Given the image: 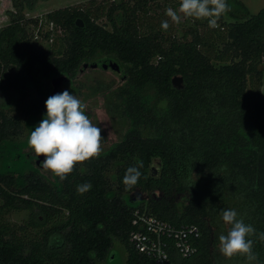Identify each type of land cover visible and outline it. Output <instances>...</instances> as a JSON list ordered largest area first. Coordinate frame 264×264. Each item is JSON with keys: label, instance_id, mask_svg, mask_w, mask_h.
<instances>
[{"label": "trees", "instance_id": "obj_1", "mask_svg": "<svg viewBox=\"0 0 264 264\" xmlns=\"http://www.w3.org/2000/svg\"><path fill=\"white\" fill-rule=\"evenodd\" d=\"M34 1L12 0L15 11L0 27V94L23 97L36 70L71 74L99 56L111 58L124 79L107 110L127 128L109 152L96 155L73 112H60L55 121L81 155L55 166L58 188L35 172L17 187L12 175H0V264H96L113 239L125 249L123 264H153L128 243L135 208L174 227H197L196 252L175 256L174 264H264V6L251 14L239 0H164L184 15L171 33L146 19L150 0L68 5L41 21L50 24L38 29L45 40L61 33L45 48L30 28L38 19L21 14ZM173 75L181 76L180 89L171 86ZM49 104L37 95L25 111ZM24 119L0 104V143L18 138ZM153 161L156 176L149 175ZM130 192L148 196L128 201ZM18 209L26 220L8 223L5 215Z\"/></svg>", "mask_w": 264, "mask_h": 264}, {"label": "rangeland", "instance_id": "obj_2", "mask_svg": "<svg viewBox=\"0 0 264 264\" xmlns=\"http://www.w3.org/2000/svg\"><path fill=\"white\" fill-rule=\"evenodd\" d=\"M12 0H0V27L7 24L9 13L15 9L11 3ZM108 0H35L30 7L23 5L21 14L24 18H37V25L30 26L33 40L37 45L49 47L51 39L60 35L56 30L51 39L45 40L39 36V32L49 28L50 25H43L46 12L63 6H94L96 4L107 2ZM151 11L146 16L148 21L153 23L161 22L168 32H175L180 28L184 17L180 6L169 8L164 0H150ZM248 13H255L264 6V0H239ZM98 23L104 24L108 28V23L104 17L97 19ZM40 24V25H39ZM39 26V27H38ZM41 26V28H40ZM38 27V28H37ZM37 30V31H36ZM54 35V36H53ZM111 58L99 56L94 60L87 61V66L80 64L71 74L65 73H44L36 70L31 81L24 89L23 97H20L17 91H8L0 94V104L4 108L12 106V110L25 117L23 121L22 134L13 140H4L0 143V175L10 174L14 177V186L22 184V176L26 172H35L46 180L51 186L58 188L55 175V166L63 160H75L81 153H76L69 145L65 130L58 126L55 117L58 113L66 110L73 112L74 118L83 130L91 134L93 146L89 153L102 155L109 152L113 146L124 135L127 123L123 122L117 114L107 110V101L110 98L111 91L122 84L124 73L120 65L118 69L113 70L107 66ZM90 63L95 66L90 67ZM106 65V67H103ZM261 67V93L264 95V57L259 65ZM64 75L65 79L58 86L56 92L51 94L49 81L53 77ZM40 95L49 98L50 104L39 113L28 112L25 116L24 111L30 100ZM16 105H22L16 107ZM24 105V106H23ZM25 111V112H26ZM264 120V113H263ZM42 122L41 128L35 125ZM37 152H45L48 164L45 168L37 165L35 155ZM152 168L157 169L155 161L151 164ZM107 176L113 178L112 171H108ZM135 192L124 195V198ZM109 194V193H108ZM140 200L146 199L148 193H136ZM181 198H178L180 201ZM27 218V212L24 209L10 211L5 215L8 223L20 224ZM228 252H232L229 244H225ZM219 251V250H218ZM222 255L223 253L219 251ZM125 258V249L116 239L112 240L111 248L103 260H98L96 264H123Z\"/></svg>", "mask_w": 264, "mask_h": 264}, {"label": "built area", "instance_id": "obj_3", "mask_svg": "<svg viewBox=\"0 0 264 264\" xmlns=\"http://www.w3.org/2000/svg\"><path fill=\"white\" fill-rule=\"evenodd\" d=\"M131 224L134 229L128 233V243L153 264H174L175 256L188 257L197 250L199 231L193 224L174 227L138 208L132 211Z\"/></svg>", "mask_w": 264, "mask_h": 264}, {"label": "water", "instance_id": "obj_4", "mask_svg": "<svg viewBox=\"0 0 264 264\" xmlns=\"http://www.w3.org/2000/svg\"><path fill=\"white\" fill-rule=\"evenodd\" d=\"M75 24L77 26H81L82 25V22L80 19H76L75 20ZM88 64L87 63H82V66L85 67L87 66ZM90 67H94L95 65L93 63H90L89 64ZM107 66H109L111 69L113 70H117L118 69V66L117 64L112 61V60H109L107 62ZM103 67H106V65H103ZM65 79V76L64 75H59L57 77H53L50 79L49 81V84L51 86V94H54L58 88V86L61 84V82ZM170 83H171V86L176 88V89H180L182 87V78L181 76H178V75H173L171 78H170ZM42 122H39L35 125L36 128H41L42 126ZM35 159H36V162H37V165L40 167V168H45L48 164V160L46 159L45 157V153L44 152H38L36 155H35ZM154 162V161H153ZM157 162V161H156ZM157 174V170L153 169L152 168V165L149 166V175L150 176H156ZM139 200L140 198L136 195L131 194L127 197V200L130 201V200Z\"/></svg>", "mask_w": 264, "mask_h": 264}, {"label": "crops", "instance_id": "obj_5", "mask_svg": "<svg viewBox=\"0 0 264 264\" xmlns=\"http://www.w3.org/2000/svg\"><path fill=\"white\" fill-rule=\"evenodd\" d=\"M262 89V84H261V87H260V90Z\"/></svg>", "mask_w": 264, "mask_h": 264}, {"label": "flooded vegetation", "instance_id": "obj_6", "mask_svg": "<svg viewBox=\"0 0 264 264\" xmlns=\"http://www.w3.org/2000/svg\"><path fill=\"white\" fill-rule=\"evenodd\" d=\"M37 153H38V152H37ZM37 153H36V154H37ZM44 153H45V152H44Z\"/></svg>", "mask_w": 264, "mask_h": 264}]
</instances>
